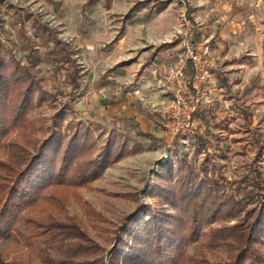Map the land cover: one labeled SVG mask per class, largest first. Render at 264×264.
<instances>
[{
  "label": "rangeland",
  "instance_id": "rangeland-1",
  "mask_svg": "<svg viewBox=\"0 0 264 264\" xmlns=\"http://www.w3.org/2000/svg\"><path fill=\"white\" fill-rule=\"evenodd\" d=\"M20 10L31 14L22 23L41 59L29 69L44 99L35 102V92L33 108L8 129L0 176L50 132L61 106L68 107L61 125L86 126L94 140L82 158L95 157L108 140L113 146L123 143V149L96 179L49 189L58 199L24 211L33 217L27 230L36 235L30 243L20 237L0 241V254L11 264H114L109 252L119 228L140 204L153 202L160 164L175 167L180 155L202 160L195 134L209 140L208 151L215 154L228 185L248 171L255 154L252 141L256 136L264 140V0H0V35L11 39L8 45L23 61ZM37 17L72 48L70 63L35 39ZM195 61L207 72L200 82L195 125L181 132L169 124L170 103L179 87L187 96L195 93ZM74 64L76 89L67 76ZM256 165L264 173V161ZM235 222L221 219L203 231ZM71 226L82 232L78 243L83 249L65 262L60 255L68 254L71 244L60 230ZM204 239L187 253L193 254ZM256 245L264 255V242ZM205 251L211 259L221 252Z\"/></svg>",
  "mask_w": 264,
  "mask_h": 264
},
{
  "label": "trees",
  "instance_id": "trees-1",
  "mask_svg": "<svg viewBox=\"0 0 264 264\" xmlns=\"http://www.w3.org/2000/svg\"><path fill=\"white\" fill-rule=\"evenodd\" d=\"M94 1L88 0L90 3ZM29 15L28 11L17 12V33L23 37L25 60L17 59L8 45L11 39L0 35L1 151L8 129L18 125L33 108L35 92L38 93L35 102L44 99L39 81L29 69L30 63L35 65L41 59L38 46L22 23ZM33 25L35 39L47 45L49 52L59 53L60 60L70 63L74 52L58 38L56 31L38 17ZM73 67L67 70V76L71 88L76 89L79 70L78 66ZM66 107L56 109L50 132L34 150L26 149L19 161L4 168L8 173L0 176V241L20 237L30 243L36 235L27 230L33 217L25 215L24 211L34 212L49 198L58 199L54 192L49 193L51 189L81 185L96 179L110 163V157H116L123 149V143L118 147L108 140L95 157H86L94 140L91 141L86 126L71 125V121L64 127L61 125ZM137 132L149 136L147 132ZM193 139L197 142L196 153L203 154L202 160L195 163L186 155H180L175 167L171 162L160 164L151 191L153 202L140 204L136 211L126 216V222L119 228L114 248L109 252L114 264L119 261L122 264H264V255L256 245L264 242V173L256 165L258 161H264V140L258 136L254 138L255 154L249 161L248 171L228 185L215 154L208 151L209 140L202 134L193 135ZM225 218H235L236 222L210 228L206 233L203 231L208 224ZM20 225H23L21 231ZM60 231L71 244L68 254L60 255L61 260L67 262L83 249L80 244L82 232L79 234L74 226ZM203 236L205 239L195 246V252L188 254L187 248ZM205 247L220 250V255L209 258ZM72 261L71 264H93V260ZM11 263L0 254V264Z\"/></svg>",
  "mask_w": 264,
  "mask_h": 264
},
{
  "label": "built area",
  "instance_id": "built-area-1",
  "mask_svg": "<svg viewBox=\"0 0 264 264\" xmlns=\"http://www.w3.org/2000/svg\"><path fill=\"white\" fill-rule=\"evenodd\" d=\"M188 51L191 52L190 49H188ZM190 57L196 60V54L191 53ZM194 63L195 73L192 80V88L196 90L195 93L189 92L187 96L184 90L181 91L179 87L170 103L172 117L171 120H169V124H171L173 128H176L177 131L180 130L181 132L191 130L195 125L193 113L202 97V94L199 92L200 82L205 78V73L207 72H202L203 65L197 64L196 61ZM179 80L182 81L180 78Z\"/></svg>",
  "mask_w": 264,
  "mask_h": 264
}]
</instances>
